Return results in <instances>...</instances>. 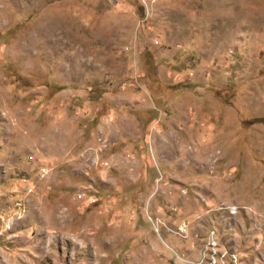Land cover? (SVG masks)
Masks as SVG:
<instances>
[{"label": "rangeland", "instance_id": "374dc122", "mask_svg": "<svg viewBox=\"0 0 264 264\" xmlns=\"http://www.w3.org/2000/svg\"><path fill=\"white\" fill-rule=\"evenodd\" d=\"M261 118L264 0H0V264H264Z\"/></svg>", "mask_w": 264, "mask_h": 264}, {"label": "built area", "instance_id": "2783aa9c", "mask_svg": "<svg viewBox=\"0 0 264 264\" xmlns=\"http://www.w3.org/2000/svg\"><path fill=\"white\" fill-rule=\"evenodd\" d=\"M230 210L235 211V207H232V209H230ZM212 247H213V245H212ZM212 252L215 254L216 257L221 256L220 254L217 255V254H216V251H214V250H212ZM210 264H217V263H216V259H215V260H213V259L210 260Z\"/></svg>", "mask_w": 264, "mask_h": 264}, {"label": "trees", "instance_id": "16d2710c", "mask_svg": "<svg viewBox=\"0 0 264 264\" xmlns=\"http://www.w3.org/2000/svg\"><path fill=\"white\" fill-rule=\"evenodd\" d=\"M255 121H256L257 123H261V124H263V123H264V118L256 119Z\"/></svg>", "mask_w": 264, "mask_h": 264}]
</instances>
